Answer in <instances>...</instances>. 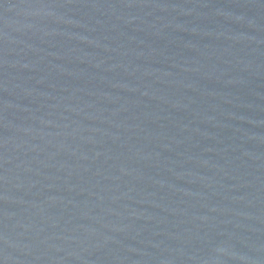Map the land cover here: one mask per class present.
I'll return each mask as SVG.
<instances>
[{
    "label": "water",
    "instance_id": "95a60500",
    "mask_svg": "<svg viewBox=\"0 0 264 264\" xmlns=\"http://www.w3.org/2000/svg\"><path fill=\"white\" fill-rule=\"evenodd\" d=\"M0 264H264V0H0Z\"/></svg>",
    "mask_w": 264,
    "mask_h": 264
}]
</instances>
